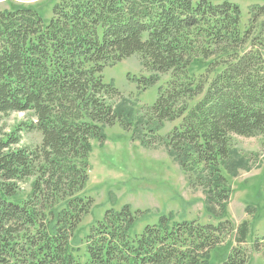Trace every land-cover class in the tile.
<instances>
[{
  "label": "trees",
  "instance_id": "16d2710c",
  "mask_svg": "<svg viewBox=\"0 0 264 264\" xmlns=\"http://www.w3.org/2000/svg\"><path fill=\"white\" fill-rule=\"evenodd\" d=\"M251 15L243 29L230 0H62L49 20L35 7L0 8V113L33 111L43 138L33 151L13 147L18 137L0 141V264H247L251 250L239 245L250 228L244 221L235 232L225 218L231 188L223 169L236 176L245 167L233 158L235 136L264 144V21L258 33L254 27L264 6ZM135 55L152 73L136 79L144 90L170 75L140 115L103 74ZM178 119L165 142L159 131ZM116 123L145 147L163 138L221 221L163 215L138 235L140 210L108 209L86 235L82 263L70 242L93 204L80 195L92 139L104 143L105 127ZM31 176L28 200H11ZM234 232L238 246L223 258L219 244Z\"/></svg>",
  "mask_w": 264,
  "mask_h": 264
},
{
  "label": "rangeland",
  "instance_id": "374dc122",
  "mask_svg": "<svg viewBox=\"0 0 264 264\" xmlns=\"http://www.w3.org/2000/svg\"><path fill=\"white\" fill-rule=\"evenodd\" d=\"M62 0H0L1 9L16 7H35L41 11L45 20L52 16L56 3ZM221 3L223 0H212ZM241 8V27L251 25L252 7L264 6V0H230ZM259 12V11H258ZM264 15L254 23L256 32L260 31ZM203 71H196L197 78ZM105 82H112L121 92L124 105L132 108L136 115L143 114L145 107L152 106L159 93L160 85L166 83L170 75L161 76L158 83L143 89L136 80L152 75L143 65L140 55L109 64L104 70ZM200 97H196L191 105ZM121 99L113 100L119 102ZM182 119L168 121L159 131L166 142V136L181 123ZM36 117L33 111L0 113V141L19 138L16 148L30 151L42 144V133L35 129ZM106 140L101 143L92 139V152L89 156V180L80 195L93 199V204L78 225L70 242L71 251L84 263L86 253V235L90 228L102 220L106 210H120L128 204L133 211L140 210L139 223L135 231L140 235L147 226H154L159 219L173 216L177 222L194 224H218L207 211V191L204 187H192L189 175L169 152L165 143L159 140L145 147L139 140H132V132H127L119 123L105 127ZM233 149L237 156L233 158L245 163V167L234 170L231 176L223 169L228 186L231 188L225 218L230 220L237 232L238 227L247 221L250 234L246 243L239 246L251 250L247 264H264V144L260 136L234 137ZM235 168V167H234ZM36 177L20 182L17 194L11 200L26 202L32 192ZM225 234L219 244L227 258L231 246H238L236 233ZM136 233V232H135ZM134 235V233H133ZM187 241V240H186ZM190 241V240H189ZM188 241L187 247L192 243ZM193 247V245H191ZM189 250H192L189 248ZM213 264H221L213 259Z\"/></svg>",
  "mask_w": 264,
  "mask_h": 264
}]
</instances>
